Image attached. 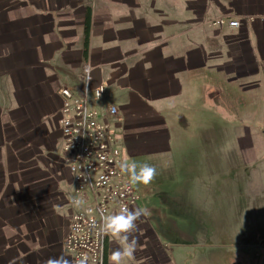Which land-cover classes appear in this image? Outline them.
<instances>
[{
    "label": "crops",
    "instance_id": "1",
    "mask_svg": "<svg viewBox=\"0 0 264 264\" xmlns=\"http://www.w3.org/2000/svg\"><path fill=\"white\" fill-rule=\"evenodd\" d=\"M226 15L244 19L207 24ZM86 63L90 87L105 89L98 111L116 108L108 122L121 157L138 166L152 159L177 174L186 151L215 138L221 111L255 125L237 140L264 141V0H0V264L67 257L87 193L63 161L60 91L81 94ZM141 221L128 264H185V244ZM116 247L107 236L105 264Z\"/></svg>",
    "mask_w": 264,
    "mask_h": 264
},
{
    "label": "rangeland",
    "instance_id": "2",
    "mask_svg": "<svg viewBox=\"0 0 264 264\" xmlns=\"http://www.w3.org/2000/svg\"><path fill=\"white\" fill-rule=\"evenodd\" d=\"M233 122L232 112L221 111L215 138L204 134L198 152L186 151L177 174L167 176L162 164L146 159L141 162L157 169L156 179L148 187L133 184L163 242L186 245L185 264H264V141L237 140L236 133L256 128ZM122 161L138 165L128 156Z\"/></svg>",
    "mask_w": 264,
    "mask_h": 264
},
{
    "label": "built area",
    "instance_id": "3",
    "mask_svg": "<svg viewBox=\"0 0 264 264\" xmlns=\"http://www.w3.org/2000/svg\"><path fill=\"white\" fill-rule=\"evenodd\" d=\"M240 19L244 18L226 15L207 24L237 28ZM86 68L91 69L88 63L81 68V94L67 88L60 91L63 161L78 189L89 195L85 205L71 215L63 250L72 261L86 254L88 264H105L107 236L99 234L102 216L118 212L123 205L135 209L140 198L119 167L122 157L108 122L116 115V108L111 106L106 113L98 111L105 89L102 85L90 87L91 72Z\"/></svg>",
    "mask_w": 264,
    "mask_h": 264
},
{
    "label": "clouds",
    "instance_id": "4",
    "mask_svg": "<svg viewBox=\"0 0 264 264\" xmlns=\"http://www.w3.org/2000/svg\"><path fill=\"white\" fill-rule=\"evenodd\" d=\"M85 71L90 74L91 69L86 68ZM86 91L87 89H85ZM119 167L134 185L148 187L157 176V169L149 164L138 166L135 162L122 161ZM75 203L79 204L80 201H75ZM149 215H151V212L147 207L130 209L127 205H123L118 212L102 216L99 234L112 236L119 241V247L114 248L110 253V264H128V262L136 260L135 254L139 247V241L133 234L139 231L137 221H141L142 217ZM44 264H88V257L86 254H81L76 261H72L61 255L47 258Z\"/></svg>",
    "mask_w": 264,
    "mask_h": 264
}]
</instances>
